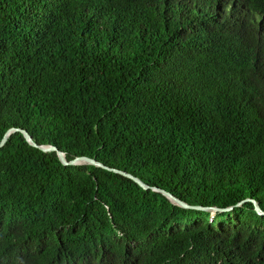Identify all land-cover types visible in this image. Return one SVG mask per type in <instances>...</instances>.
<instances>
[{"label": "trees", "instance_id": "1", "mask_svg": "<svg viewBox=\"0 0 264 264\" xmlns=\"http://www.w3.org/2000/svg\"><path fill=\"white\" fill-rule=\"evenodd\" d=\"M10 127L149 188L12 133L0 264H264V0H0Z\"/></svg>", "mask_w": 264, "mask_h": 264}, {"label": "water", "instance_id": "2", "mask_svg": "<svg viewBox=\"0 0 264 264\" xmlns=\"http://www.w3.org/2000/svg\"><path fill=\"white\" fill-rule=\"evenodd\" d=\"M20 132L22 133L24 139L32 146L39 148L40 150L44 151V152H50V151H55L57 154V157L59 159V161L63 164V165H78V164H91V165H95L104 169H107L109 171H113L115 173H119L123 176H126L130 179H132L134 182H136L139 186H141L143 189H148L149 186L147 184H145L143 181H141L138 177L127 173L125 171L116 169V168H111L109 166L104 165L103 163L95 160L94 158L88 157V156H76L71 160H67L65 158V155L62 151H60L56 146L54 145H39L37 144L31 137V135L27 132V130L22 129V128H16V127H10L8 128L5 133L3 134L1 140H0V147H2L4 145V143L6 142L7 138L14 132ZM153 190L155 191H159L160 193H162L165 197H167L172 203L177 204L181 207L184 208H193V209H202V210H206V209H210L212 211H227L230 210L232 208V206L226 207V208H218V207H204V206H199V205H190L184 201H182L181 199L175 197L174 195H172L170 192L164 190V189H160L157 187H152ZM250 200L253 205H254V209L258 214H264V212L261 210L260 206L258 205V203L254 200V199H250V198H246L243 201H247ZM241 202H239L237 205H239Z\"/></svg>", "mask_w": 264, "mask_h": 264}]
</instances>
